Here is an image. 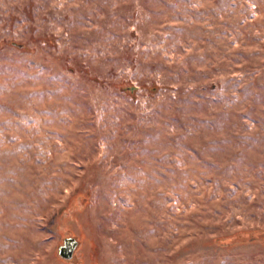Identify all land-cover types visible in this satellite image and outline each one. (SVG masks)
I'll list each match as a JSON object with an SVG mask.
<instances>
[{
  "label": "rangeland",
  "instance_id": "374dc122",
  "mask_svg": "<svg viewBox=\"0 0 264 264\" xmlns=\"http://www.w3.org/2000/svg\"><path fill=\"white\" fill-rule=\"evenodd\" d=\"M0 264H264V0H0Z\"/></svg>",
  "mask_w": 264,
  "mask_h": 264
},
{
  "label": "water",
  "instance_id": "95a60500",
  "mask_svg": "<svg viewBox=\"0 0 264 264\" xmlns=\"http://www.w3.org/2000/svg\"><path fill=\"white\" fill-rule=\"evenodd\" d=\"M76 247L74 239H65L64 245L59 248L58 254L63 258H70L72 255V249Z\"/></svg>",
  "mask_w": 264,
  "mask_h": 264
}]
</instances>
